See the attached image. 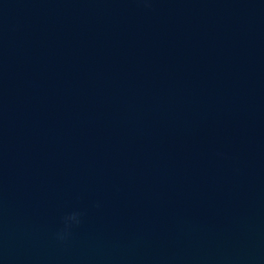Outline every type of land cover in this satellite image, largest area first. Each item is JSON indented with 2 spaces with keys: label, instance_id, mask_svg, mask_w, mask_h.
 <instances>
[{
  "label": "water",
  "instance_id": "obj_1",
  "mask_svg": "<svg viewBox=\"0 0 264 264\" xmlns=\"http://www.w3.org/2000/svg\"><path fill=\"white\" fill-rule=\"evenodd\" d=\"M0 264H264V0H0Z\"/></svg>",
  "mask_w": 264,
  "mask_h": 264
},
{
  "label": "clouds",
  "instance_id": "obj_2",
  "mask_svg": "<svg viewBox=\"0 0 264 264\" xmlns=\"http://www.w3.org/2000/svg\"><path fill=\"white\" fill-rule=\"evenodd\" d=\"M81 215L82 214L79 212H72L62 217L63 226L56 233V238L58 240H64L65 238L70 236L73 228L79 226V224L81 223V220H80Z\"/></svg>",
  "mask_w": 264,
  "mask_h": 264
}]
</instances>
